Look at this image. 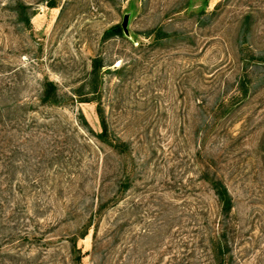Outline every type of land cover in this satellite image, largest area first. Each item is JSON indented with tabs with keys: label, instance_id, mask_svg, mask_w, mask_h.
I'll return each mask as SVG.
<instances>
[{
	"label": "rangeland",
	"instance_id": "rangeland-1",
	"mask_svg": "<svg viewBox=\"0 0 264 264\" xmlns=\"http://www.w3.org/2000/svg\"><path fill=\"white\" fill-rule=\"evenodd\" d=\"M252 50L264 0H0V264H74L88 223L81 264H217V167L235 199L225 264H264V86L217 109Z\"/></svg>",
	"mask_w": 264,
	"mask_h": 264
},
{
	"label": "trees",
	"instance_id": "trees-1",
	"mask_svg": "<svg viewBox=\"0 0 264 264\" xmlns=\"http://www.w3.org/2000/svg\"><path fill=\"white\" fill-rule=\"evenodd\" d=\"M53 6V5H52ZM32 8L31 5H28L22 1H20L16 7V11L20 15H25L26 22L28 26H31V18L36 13L35 10H32L31 12L29 9ZM114 29L117 30L118 33L122 32V27L120 25H117L114 27ZM264 64V51H260L257 53L256 51H251L250 56L246 57L242 66V74L239 76L237 82H236V88L235 92L229 97V98H223L218 103V110H223L224 112L231 113L234 110L238 108V106H241L248 101L252 96L257 94L258 90L262 86H264V73H258L257 68L260 67V65ZM103 59L100 57H96L93 60V68L91 71V74L93 76V84H95V87L93 89V92L97 90V82H98V76L99 71L103 67ZM43 90L41 92V101L45 104L49 105H60L62 100L59 93V88L57 83L54 80L46 79L42 83ZM236 107V108H235ZM98 112L101 117V123L103 130L101 133H99L100 138L104 141L111 142V144L114 145L113 141H110L109 139V127L108 123L105 119V117L102 115V111L100 108H98ZM3 115L4 110L2 107H0V123L3 122ZM3 139H4V132L3 129L0 128V150L3 149ZM115 147H119V145H115ZM261 151L263 154L264 159V142L261 146ZM2 175V173H0ZM202 177L208 181L211 185V188L214 191L215 196L217 197L219 207H220V222H219V228L215 235H213L210 239L211 247L214 252L215 259L217 261V264H225L226 261V255L228 252H230V244H229V217L231 216L233 209L235 207V199L234 196L225 181V178L223 177L222 173L219 171V167H217L212 173L210 172H204L202 174ZM1 193L3 190H1ZM0 193V196H1ZM3 196V195H2ZM7 201V198L4 199ZM112 200V199H109ZM107 202H102L101 206H106ZM3 201L0 200V214H2L3 210ZM95 214L91 215V219L94 218ZM92 223H88L85 226V230L81 232L77 237H73L72 240V246H73V253H74V264H81L83 259V252L80 247L77 246V241L79 237H84L91 227Z\"/></svg>",
	"mask_w": 264,
	"mask_h": 264
},
{
	"label": "water",
	"instance_id": "water-1",
	"mask_svg": "<svg viewBox=\"0 0 264 264\" xmlns=\"http://www.w3.org/2000/svg\"><path fill=\"white\" fill-rule=\"evenodd\" d=\"M126 25H127V18L125 19L124 24H123V27L125 30H126Z\"/></svg>",
	"mask_w": 264,
	"mask_h": 264
}]
</instances>
